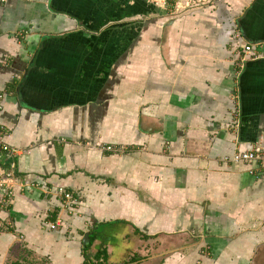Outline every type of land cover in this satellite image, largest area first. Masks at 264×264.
<instances>
[{
    "label": "crops",
    "instance_id": "0c3cea01",
    "mask_svg": "<svg viewBox=\"0 0 264 264\" xmlns=\"http://www.w3.org/2000/svg\"><path fill=\"white\" fill-rule=\"evenodd\" d=\"M0 92V264H264V0H0Z\"/></svg>",
    "mask_w": 264,
    "mask_h": 264
},
{
    "label": "built area",
    "instance_id": "2783aa9c",
    "mask_svg": "<svg viewBox=\"0 0 264 264\" xmlns=\"http://www.w3.org/2000/svg\"><path fill=\"white\" fill-rule=\"evenodd\" d=\"M188 2H193L194 0H187ZM195 1H210V0H195ZM187 4V2H186ZM241 48V57L244 58H255L257 55V52L254 48L253 44H241L240 46ZM2 99V93L0 92V101ZM0 108H1V104H0ZM230 123L232 126H236L238 123L237 120V109H236V105L232 106V109H230ZM101 150L104 151H115V148L111 145H102V147H100ZM18 150L7 145L6 143L2 142L0 140V152H2L6 158L11 159L13 157V154L16 153ZM224 159H228L234 163H238V162H244V163H248V164H252V163H257L258 166L260 167V169L262 168L264 170V147L259 146V145H253L248 149L242 150V151H236L234 153H232L231 156L229 157H224ZM12 162L10 163V167H12ZM4 194V192H3ZM6 195H8V192L5 194V196H2V198L0 199V201L6 202ZM55 195L56 197H58L61 201V203L63 204L64 209L68 212L71 208V206L75 203V198L71 195V193L67 192L66 190H64L62 187H57L55 188ZM71 211V210H70ZM42 225L45 226L46 229L48 230H54L57 227L56 223H43ZM192 264H199L197 261L192 263Z\"/></svg>",
    "mask_w": 264,
    "mask_h": 264
},
{
    "label": "rangeland",
    "instance_id": "374dc122",
    "mask_svg": "<svg viewBox=\"0 0 264 264\" xmlns=\"http://www.w3.org/2000/svg\"><path fill=\"white\" fill-rule=\"evenodd\" d=\"M107 145V144H106ZM109 145V144H108ZM111 146H113L114 148H115V151H107V152H109V153H111V154H122V152H121V150L122 149H120V147L119 146H117V145H111ZM193 240H195V242H194V244L197 242V241H199L200 240V234H199V232L198 231H193ZM144 241H145V248H144V254H145V259L146 258H148V260L149 259H151V258H153L154 257V255H156V252L158 251V248H157V251L156 252H154L153 250H152V246L156 249V245H158V242L156 241V240H153V242H152V238L150 237L149 239H147V238H145L144 239ZM194 248V247H193ZM192 248V249H193ZM170 250H172V251H175L176 249H170ZM177 250H181V251H186V250H188V248H178ZM196 250L199 252V250H200V248H196ZM168 250H166L165 252H167ZM141 253V252H140ZM161 255H164L165 253H163V252H159ZM30 257H31V259H32V255H30ZM141 257H139V259H140ZM96 260V259H95ZM198 262L199 264H200V259H197V258H193V260H192V262H191V264L192 263H194V262ZM37 262L38 263H40V264H45V262L43 261V262H41L40 260H37Z\"/></svg>",
    "mask_w": 264,
    "mask_h": 264
},
{
    "label": "trees",
    "instance_id": "16d2710c",
    "mask_svg": "<svg viewBox=\"0 0 264 264\" xmlns=\"http://www.w3.org/2000/svg\"><path fill=\"white\" fill-rule=\"evenodd\" d=\"M5 161H6V160H5ZM3 163H4V165H5V164H7V161H6V162H3ZM20 251H22V250H20ZM18 253H19L18 255H21L20 257L24 256V252H22V253L18 252ZM94 256H95L96 260H99V259L103 260V259H104V254H103L102 251L96 253ZM25 258H26V260L24 261V264H32V263H30V262H32V259H31L30 256H29V257H25ZM30 260H31V261H30ZM12 264H13V263H12ZM101 264H102V263H101Z\"/></svg>",
    "mask_w": 264,
    "mask_h": 264
}]
</instances>
